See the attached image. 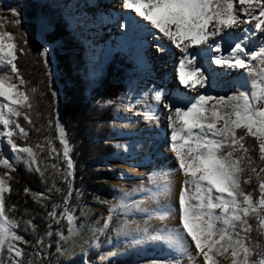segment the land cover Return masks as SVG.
<instances>
[{"label":"snow or ice","instance_id":"1","mask_svg":"<svg viewBox=\"0 0 264 264\" xmlns=\"http://www.w3.org/2000/svg\"><path fill=\"white\" fill-rule=\"evenodd\" d=\"M237 2L241 5L239 9L235 6ZM123 7L150 24L151 28L156 30L157 39H166L179 49L182 55L176 73L183 87L195 89L197 86L204 87L207 82L205 71L197 66L196 54L189 52L193 46L199 48L207 45L210 51L216 53L211 58L212 64L225 69H246L244 76L255 78L250 82L246 80L248 88L245 90H239L226 97L199 95L187 106L164 103L160 91L151 96L155 104L148 103L147 93L138 97L135 103L144 104L145 109L134 114L143 116L146 122L160 120L157 106L161 104L168 112V129L171 133L169 150L174 154L177 166L150 174L147 178L152 185L150 189H133L130 193L121 188V197L115 205L109 207L102 227L95 232L106 234L118 212L125 216L134 212L143 213L147 216L143 221V228L137 224L134 230H130L131 224H136V221L125 219L117 229V235L129 236L132 231L143 233L145 238L161 242L180 254L179 257L152 261L150 264H181L185 255L190 260L193 259L188 251L189 238L195 247L196 257L202 256L204 264H218V258L227 259L229 255L231 264H264V245L253 240L251 233L254 229L249 222L254 218L255 230L259 235H264V46L249 52L248 35L227 50L223 48L222 43L215 42L216 37L223 39L227 30L238 25L241 16L246 17L242 21L245 24L255 21L254 32L244 29L246 33H264V0H123ZM10 15L14 19L9 22L18 26L21 23L19 12L12 10ZM3 28L4 24L0 23V29ZM210 41L213 42L209 43ZM24 43L26 46V39ZM47 51L45 48L39 55L46 57ZM158 51L164 52L165 48L160 46ZM18 54L23 55L24 48L18 45L15 35L0 30V144H3L6 138L14 159L25 163L30 170H35L43 177L44 172L40 168L34 148L30 145L20 146L16 142L17 139H28V131L17 118L22 116L26 123H33L30 115L33 108L30 93L35 94L37 91L35 88L28 89V82L20 75L16 63ZM254 61L259 62V71L253 67ZM45 66L47 67V64ZM56 96L57 93L53 91V100ZM112 103L113 101L106 102ZM132 108V105H123L125 112H131ZM49 126L51 127V123ZM55 127L59 142L63 146L66 167L62 169L56 163L51 167L61 172L67 183L68 178L74 179L71 145L58 119ZM238 129H243L244 133L240 134ZM247 136L256 141L260 165L256 164L250 154L252 150L245 143ZM46 142L49 158H52V153L57 150L50 139L46 138ZM36 148L43 151L41 144H37ZM59 158L57 152L55 159ZM0 166L7 169L0 174V257H3L6 251L7 260L0 258V264H23L24 251L19 244L28 242L16 231L19 222L8 215L15 206L6 209L5 204V194L12 191L9 183L12 179L10 173L15 171V168L6 157L0 158ZM177 171L185 178L178 201L181 230L162 228L156 234L150 235L149 222L152 219L165 221L172 210L164 207L162 210L150 211L143 205L146 200L158 202L161 198L168 197L171 193L170 177ZM245 173H248L246 177ZM253 177L258 182V197L246 192L242 186L250 184ZM56 191L60 189L57 188ZM28 192L29 190L25 189V194ZM138 193H144L145 199H130ZM36 195L41 199L49 198L43 193ZM71 196L70 186L63 200L64 210L58 213L59 205L53 204L48 213L49 219L56 224L66 221L68 225L67 235L61 231L55 233L58 238V254H64L66 251L61 242H67L71 236L78 234L76 216L69 208ZM25 223L35 228L31 220ZM46 235L51 239L53 233L49 231ZM36 243L43 245L44 241L37 240ZM88 247L100 249L101 244L95 233ZM36 255L41 256L42 253L37 251ZM112 255L114 253L109 252L100 259L104 260Z\"/></svg>","mask_w":264,"mask_h":264},{"label":"trees","instance_id":"2","mask_svg":"<svg viewBox=\"0 0 264 264\" xmlns=\"http://www.w3.org/2000/svg\"><path fill=\"white\" fill-rule=\"evenodd\" d=\"M66 1L63 0L64 3ZM61 4L51 0H0V17L7 18L0 19V23L4 24V28L0 30L13 33L18 45L24 48V54H18L16 63L20 75L28 82L27 88L37 90L35 94L30 93L33 103L30 115L33 123H26L22 116L17 118L28 131V139H17L16 142L20 146L30 145L34 148L44 176L30 170L25 163L16 161L7 147L0 145V158H8L15 168V171L10 173L12 179L9 183L12 191L5 194V204L6 209L15 206L8 215L19 222L16 231L28 242L19 244L24 251L23 264H99L96 261L100 251L95 249L84 257L76 256L70 259L58 254V238L55 233L61 231L66 235L68 225L66 221L56 224L49 219L48 213L53 204L59 205L58 213L64 210L63 200L70 186L72 196L69 208L75 215L79 214L81 207L93 205L96 197H111L113 190L103 180L119 172L117 168L103 170L99 166L109 160L116 151L110 142L116 136L112 123L115 119V109L124 103L128 90L127 79L133 72V63L122 57L120 51H116L99 77L90 79L87 75L85 43L69 23ZM12 10L19 12L21 23L18 26L9 22L14 19L10 15ZM47 46H51L50 51H47L46 57H41L39 53ZM253 64L257 67L256 61ZM53 91L57 93L55 100L52 97ZM232 93H236L233 88L221 89L215 92V96L226 97ZM107 101L113 103L106 104ZM57 119L65 129L71 145L70 156L74 162V179L68 178L67 183L62 173L51 167L53 163L62 169L66 167L55 127ZM237 131L244 133L243 129ZM46 138L51 140L59 153V160L55 159L57 152H53L52 158H49ZM245 143L252 150L250 154L256 164L260 165L255 139L247 136ZM37 144L42 145L43 151L36 148ZM6 171L7 169L0 166V174ZM247 175L248 173H245V177ZM242 186L246 192L253 193L254 197L259 196L255 177L250 184ZM57 188L60 191H56ZM25 189L29 190L28 194H25ZM40 193L49 198H39L36 194ZM28 220L35 225L34 229L25 223ZM249 222L254 229L251 233L253 240L264 245V235H259L255 230L256 220L252 218ZM49 231L53 233L51 239L46 235ZM37 240H43V245H37ZM49 244L51 247H48ZM37 251L42 255L37 256ZM0 258L7 260V252ZM221 259L225 258H218ZM134 262L135 256L130 253L100 264Z\"/></svg>","mask_w":264,"mask_h":264},{"label":"rangeland","instance_id":"3","mask_svg":"<svg viewBox=\"0 0 264 264\" xmlns=\"http://www.w3.org/2000/svg\"><path fill=\"white\" fill-rule=\"evenodd\" d=\"M51 1L58 4L62 3L61 6L63 7V11L69 23L74 29H76L79 37L85 43L87 50V75L90 79H96L99 77L105 65L110 60V57L116 51H120L122 57L129 59V61L133 63V72L127 79L128 90L124 98V103L115 109V119L112 123L116 136L110 140V142L114 145L116 151L109 160L104 161L99 166V168L103 170H113L114 168L119 170L117 175L103 180L113 190V194L109 198L96 197L93 200V205L81 207L79 214L75 215L78 234L71 236L67 242H62L63 248L66 249L62 255L65 259H70L76 256L84 257L88 252L93 250L89 248L88 245L94 239L95 233V237H98L99 243L101 244L99 249L100 255L96 261L99 264L104 263L109 259L125 257L130 253L135 256V262L131 264H150L152 261H161L173 257H179V253L170 250L161 242L145 238L143 233L137 234L135 231H132V234L129 236L117 235V229L120 228L122 221L125 219L136 221V224H131L130 230H134L137 227V224L143 228V221L147 219V216L143 213L134 212L125 216L118 212L111 222L110 228L106 234L101 235L98 232H95L96 229L102 227L104 218L108 215L109 207L115 205L121 197L122 193L119 191L121 188L130 193L133 189H150L152 185L148 182V176L152 173L165 170V167L163 166L165 163L161 165V162H159L160 159L156 157V153L151 149L150 151H145L147 150L146 140L148 138L145 130L148 129V124L145 123L139 115L134 114L136 112H141L145 106L143 104L132 102L130 98V91L132 90H148L152 80L156 77L155 74L160 70L158 68V59L154 57L157 49L153 47V45L146 44L147 39H145L143 33L140 32L136 26L128 32L124 39L116 40L114 33L110 28L112 24H114V20L103 15L106 12H110L111 14L114 9H106V4H102L100 0H67L65 3L63 0ZM237 4H235V6L240 8L241 6L238 2ZM112 15L113 14H111V17ZM245 18L246 17L241 16V22L238 24L237 30L229 29L228 35L226 33L223 38L236 39L240 36L243 39L240 34H243L244 29H253V26L255 25V21H252L251 24L243 23L242 21ZM120 20L121 17L119 15L116 19L117 25L121 22ZM237 31L241 33H237ZM153 32L156 33V30L154 29ZM248 36L249 43L247 49L249 52L256 51L261 46H264V33H255V35L249 33ZM220 40L223 39L219 36L215 38V42H221ZM46 49L50 51L51 46H47ZM214 55L215 53L211 51L206 53L205 56L200 59L199 66L208 76L206 91L203 93L204 95L215 96L216 91L227 88H233L236 92L248 88L246 80L250 82L251 79L255 77L246 78L244 76L246 69L232 70L221 68L219 66L213 67L211 58L214 57ZM254 62H252V64ZM256 62L257 67L255 68L259 71V62ZM125 104L133 106L131 112H125L123 110V105ZM151 125L154 126V123H151ZM168 131L169 129L165 135L166 140L170 137ZM141 137L144 138V143H139ZM136 143H139L140 147L145 144L143 151L147 154L146 157H140V153L136 152V148H134ZM0 145L7 147L10 154L13 156L10 146L6 142V138H4V143ZM168 151L169 152L167 153L165 152V149H163L161 154L166 159L168 157L170 162H174L172 159L174 158V154L169 149ZM182 177L183 176L181 175V181L178 180L176 184L171 185V193L168 197L161 198L158 202L146 200L143 205V207L150 211L162 210L164 207L172 210L171 214L165 221L152 219L149 222L148 227L150 235L156 234L162 228L181 230L178 201L181 185L185 179ZM130 199H145V195L144 193H138L131 196ZM193 203H195V201H193ZM188 251L194 258L190 260L187 255H185L181 260V264H204L202 256L196 257L195 247L191 244L190 238L188 240ZM109 252L114 253V255L107 256L104 260L100 259L102 255ZM218 264H231L230 255L227 259L218 260Z\"/></svg>","mask_w":264,"mask_h":264},{"label":"bare ground","instance_id":"4","mask_svg":"<svg viewBox=\"0 0 264 264\" xmlns=\"http://www.w3.org/2000/svg\"><path fill=\"white\" fill-rule=\"evenodd\" d=\"M100 1L102 4L104 3L106 4L107 6L106 9H114L112 10L113 12L111 13L113 14L112 17H111L110 12H106L103 15L108 16L109 18L114 20V24H112L110 28H111V31L114 33L116 40L124 39L125 36L128 34V32H130V30H132V28L136 26L137 29L143 33L145 39H147L146 44L153 45V47L157 49L156 55L154 57L158 59L157 60L159 62L158 68L160 70L157 71V73L155 74L156 77L152 80L150 87H148V90H142V89L137 90L136 89V90L130 91V98L132 102L135 103V100L138 97H141L143 96L144 93H147L148 98H149L148 103L155 104V102L151 100V96L156 91H160L162 92L164 103H170L174 106H180V105L187 106L189 102L192 101L195 97L199 95H204L203 93L206 91V85L204 87L197 86L195 89L185 88L182 85H180L179 80L177 78V73H176V69L179 66V58L182 55L179 52V49L171 45V43L167 41L166 39H157L156 38L157 34L153 32L154 29L151 28V25L148 24L146 21H143L142 18L136 16L134 12H131V10L125 9L123 7V0H100ZM119 15L121 17V20H120L121 22H119V25H117L116 19L118 18ZM237 26L238 25H236L235 27L231 29H234L236 31L238 28ZM253 29H251L252 32H254ZM237 33H241V32L237 31ZM248 34L249 33H246L245 31H243V34H240V35H242V37L244 38ZM227 35H228V30H227ZM240 39L242 38L239 36V38H236V39L223 38V40H220V41L222 42L223 48L227 50L229 49L230 46L234 45V43L238 42ZM212 42L213 41H210L209 43H212ZM160 46H163L165 48L164 52L158 51V47ZM189 52L196 54L197 66H199L200 59H202L206 53L211 52V51L207 45H202L199 48L193 46L192 48L189 49ZM212 66L218 67L215 64H213ZM210 69H211V66H210ZM157 107L159 108V111H160V120L158 122H151V123H154V126H152L151 123L149 124L148 122H146L143 116H140V115L139 116L140 118L144 120L145 123L148 124L147 125L148 129L145 130L147 132V137H148V138L146 137L147 138L146 140L147 150L145 151H148V150L150 151L151 149L154 153H156V157L160 159L159 162H161V165L165 163V165H163L165 167L164 171H167L169 169L175 168L177 165H176L175 157L172 158L174 162H170L168 160V157L166 159L161 154V152H163V149H165V152L167 153L169 152L168 149H169L170 140L165 139V135L167 134V130H168V121H167L168 112L163 109V104ZM144 109L145 108H143L141 111H143ZM168 132L171 135L170 131ZM142 142L144 143L143 137H141V141H139V143H142ZM139 143H136L134 145V148H136V152L140 153V157H146L147 154L144 153L143 151L145 144H143L140 147ZM170 179H171V185L176 184L178 180L179 181L182 180L181 175L178 171L173 173Z\"/></svg>","mask_w":264,"mask_h":264}]
</instances>
